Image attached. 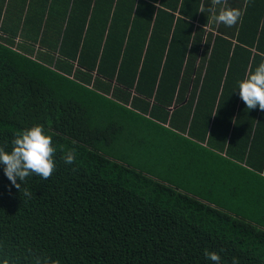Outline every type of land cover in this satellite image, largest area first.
<instances>
[{"label":"trees","instance_id":"trees-1","mask_svg":"<svg viewBox=\"0 0 264 264\" xmlns=\"http://www.w3.org/2000/svg\"><path fill=\"white\" fill-rule=\"evenodd\" d=\"M210 6L0 0V147L39 124L56 148L19 190L0 164V264H264V111L238 87L264 0L233 27Z\"/></svg>","mask_w":264,"mask_h":264},{"label":"clouds","instance_id":"clouds-1","mask_svg":"<svg viewBox=\"0 0 264 264\" xmlns=\"http://www.w3.org/2000/svg\"><path fill=\"white\" fill-rule=\"evenodd\" d=\"M247 3L248 0H245L243 8H232L228 6V0H210L208 11L214 13L212 19L217 25L233 27L242 21ZM217 6H220L218 11ZM199 11L204 13L205 4H201ZM179 18L184 19L182 15ZM238 87L239 96L247 109H255L258 106L264 111V61L239 81ZM11 143L10 150L0 147V164L4 166V175L16 189L21 188L18 180L24 182L32 175H38L42 179L51 177L56 167V148L52 136L46 134L43 126L36 124L21 131ZM63 159L65 164H72L76 159V150L66 151ZM24 195L31 197L32 193L25 189ZM205 255L213 264H220L221 257L216 252H206Z\"/></svg>","mask_w":264,"mask_h":264},{"label":"crops","instance_id":"crops-1","mask_svg":"<svg viewBox=\"0 0 264 264\" xmlns=\"http://www.w3.org/2000/svg\"><path fill=\"white\" fill-rule=\"evenodd\" d=\"M243 4H244V3H243ZM212 21H213V19L211 18L210 22H211V23H213ZM216 25H217V24H216ZM207 27H208V26H207ZM213 32H214V33H216V31H215V30H214Z\"/></svg>","mask_w":264,"mask_h":264}]
</instances>
